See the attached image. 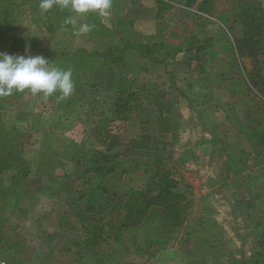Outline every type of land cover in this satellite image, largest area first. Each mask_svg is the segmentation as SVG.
<instances>
[{
    "label": "rangeland",
    "instance_id": "374dc122",
    "mask_svg": "<svg viewBox=\"0 0 264 264\" xmlns=\"http://www.w3.org/2000/svg\"><path fill=\"white\" fill-rule=\"evenodd\" d=\"M166 1L173 9L158 21L154 0H111L107 17L0 0V53L40 55L33 38L50 53L116 37L136 47L46 58L72 71L66 99L0 97V264L14 254L27 264H264V0L257 22L244 12L233 21L229 0ZM98 23L112 34L95 33ZM205 39L217 52L196 60ZM102 157L122 178L90 181ZM140 194L146 218L123 227V204ZM92 225L103 231L94 253L79 245Z\"/></svg>",
    "mask_w": 264,
    "mask_h": 264
},
{
    "label": "trees",
    "instance_id": "16d2710c",
    "mask_svg": "<svg viewBox=\"0 0 264 264\" xmlns=\"http://www.w3.org/2000/svg\"><path fill=\"white\" fill-rule=\"evenodd\" d=\"M154 3L156 6L155 19L158 21L163 20L164 15L173 9L172 3L168 2L166 0H154ZM199 7H201V6H199ZM241 12H244L245 16L248 18L250 16V18L252 19L251 22H257V20H259L261 18V15H260L261 8H260L257 0H229V8L227 11V16L234 19L233 21H235V19H237L238 16L241 15ZM2 13L5 14L7 12L4 11ZM37 18H39L38 9H36V11H35V17L33 18V22L37 23ZM93 21L95 22V18ZM239 21L243 24V27L245 28V31H244L245 34H248L249 23H247V21H245L244 19L243 20L239 19ZM45 25H46V28L50 27L48 22H45ZM55 28L57 30V28H62V27H60V25H59V26H56ZM96 28H99L101 31H99V32L97 31L95 33H99V34L104 33L102 35H105V33L112 34L110 31L106 30L105 27H103L100 23L97 24ZM246 30H248V31H246ZM90 33H91L90 36L94 35V31L92 32V30H91ZM108 41H110V46H107L105 44L104 47H101L102 48L101 50L77 49L73 52H65L62 50L60 52H58V51H52L51 50V52H53L54 54L50 53V49L42 47V45H41L42 41L37 39V38L36 39L35 38L29 39V42H30L29 46H30L31 50L34 51L35 53H38L41 56H43L45 58H49V59L54 57L53 55L62 56V55H68L69 54L71 56L78 57L81 54H83V55H86L90 58L91 57H95V58H99V59L104 58V60H106L107 58L105 59V57L107 54L110 55L111 53L113 54L114 52L117 53V51H119L120 53H123V52L127 51L128 49L129 50L132 49V51H136L135 50L136 47L134 45L132 46V43L128 44L127 41L117 39V37L114 39H110ZM117 43L122 45V47L120 49H119ZM210 46H211L210 39H205L203 41V44L199 45L197 47V49L195 50L196 51V57H195L196 60H199L198 56L202 57L205 54L206 50H208L210 48ZM161 47L166 52V55L169 56L167 53H171V50H169L171 48L169 46H164L163 44H161ZM99 52H101V53H99ZM178 52H180V51H178ZM137 53H138V51H137ZM128 65H129V63H128ZM16 162L13 161L14 167L18 165V163H16ZM114 167H115V163H113L111 158L102 157L100 160L95 159L92 162V165L88 168V170L86 172L92 173V175L90 176V181H91V178L93 177V178H96L99 182L100 180L104 179L108 175L112 174L114 172ZM17 172H18L17 174L21 177H27L29 174V171L27 169H23V168H21ZM161 175H162L161 176L162 183H165V187L168 188L167 184L170 181L169 171L163 170L161 172ZM157 196L161 197L162 196L161 192H159L157 194ZM138 197L139 198L127 201L123 204V212H124L123 224H122L123 227H126V228L136 227V226L140 225L143 222V220L146 218L148 211H149V208H150V202L148 200V197H146V195H144V194L143 195L140 194ZM1 217H2V215H1V211H0V218ZM179 225H180V216L178 214H175L173 216V219L171 222V227L177 228V227H179ZM85 235H86V237L81 241V243L79 245L81 248H84V250L89 251L90 253H94L95 249L103 242L102 227L92 225V226L85 229Z\"/></svg>",
    "mask_w": 264,
    "mask_h": 264
},
{
    "label": "clouds",
    "instance_id": "9594fccd",
    "mask_svg": "<svg viewBox=\"0 0 264 264\" xmlns=\"http://www.w3.org/2000/svg\"><path fill=\"white\" fill-rule=\"evenodd\" d=\"M57 2L80 15L96 12L102 17H107L112 7L111 0H41L40 8L46 12ZM88 31L87 24L79 28L80 33ZM28 51L29 48L26 47L23 55L0 53V97L25 90L33 95L42 94L44 97L59 93V100L72 95L74 83L71 69L56 67L41 55H28Z\"/></svg>",
    "mask_w": 264,
    "mask_h": 264
},
{
    "label": "crops",
    "instance_id": "0c3cea01",
    "mask_svg": "<svg viewBox=\"0 0 264 264\" xmlns=\"http://www.w3.org/2000/svg\"><path fill=\"white\" fill-rule=\"evenodd\" d=\"M209 50H211L212 52H217V47H214V44H211V46H210V48L208 49V50H206V52L207 51H209ZM231 53H232V51H231ZM248 158H250L251 159V156L250 157H248ZM253 160V159H252ZM254 163V162H253ZM262 170H263V174H264V167L262 168ZM122 175L119 173V172H117L116 171V169L114 168V172L112 173V174H110V175H108L107 177H105L104 179H102L101 181H103V182H109V181H117V180H119L120 178H122L121 177ZM95 180H96V178H94ZM86 229V228H85ZM85 229H84V234H85ZM85 237H86V235H85ZM84 237V238H85ZM83 239H81V241H82ZM80 241V242H81ZM15 255V256H14ZM14 255H12V256H10L11 257V259H10V261H8V264H12V262H11V260H13V264H27V262H26V259L25 260H23V261H21V259H23V257L20 255V254H14Z\"/></svg>",
    "mask_w": 264,
    "mask_h": 264
}]
</instances>
